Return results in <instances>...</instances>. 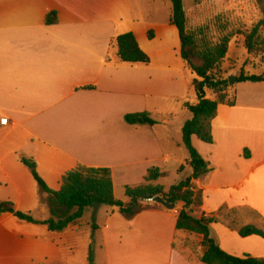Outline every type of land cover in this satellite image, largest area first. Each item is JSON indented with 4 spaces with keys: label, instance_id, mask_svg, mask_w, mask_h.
<instances>
[{
    "label": "crops",
    "instance_id": "0c3cea01",
    "mask_svg": "<svg viewBox=\"0 0 264 264\" xmlns=\"http://www.w3.org/2000/svg\"><path fill=\"white\" fill-rule=\"evenodd\" d=\"M51 13L58 22L48 26ZM171 13L172 7L160 18L156 0H0V118L9 122L0 125L1 201L38 222L52 218L50 195L21 157L36 162L54 192L78 165L109 168L116 198L124 203L129 199L117 195V183L123 182V192L145 184L151 168L177 172L183 180L192 176L182 129L192 118L185 105L199 102L192 86L197 77L182 59ZM127 33L135 35L149 65L113 56L114 40ZM229 94L235 106H219L213 143L192 139L211 168L195 181L204 193L196 217L218 218L211 232L227 254L263 259L264 239H243L238 229L264 230V82L235 83ZM141 113L158 125L126 123L127 115ZM179 113L191 117L172 121ZM182 209L154 203L127 220L117 208H89L78 225L61 233L5 214L0 264H75L79 258L89 264L90 250L94 264H204L203 238L176 228ZM87 217L91 221L84 222Z\"/></svg>",
    "mask_w": 264,
    "mask_h": 264
},
{
    "label": "trees",
    "instance_id": "16d2710c",
    "mask_svg": "<svg viewBox=\"0 0 264 264\" xmlns=\"http://www.w3.org/2000/svg\"><path fill=\"white\" fill-rule=\"evenodd\" d=\"M170 1L172 5L170 23L179 33L182 59L197 77L192 86L199 102L196 105H185L192 114V118L182 129L183 143L190 154L188 165L193 171L192 176L172 186L169 191H165L162 185H156V183L167 178L168 173L162 172L159 168H151L145 178V184L125 188V195L129 202L124 203L116 198L113 175L109 168L78 165L63 176L61 189L54 192L40 177L36 162L21 157L20 161L31 171L40 189L50 195L52 218L45 222H38L30 214L18 211L14 203L1 200L0 217L12 214L19 220L46 225L51 232L61 233L70 226L78 225L89 208L101 206L117 208L125 219L132 220L144 212L146 201L162 197L175 207L183 204L176 228L203 238V244L208 247L202 258L204 264H264V258L258 259L251 255L241 258L224 252L211 232L212 225L219 222L218 218L196 217L204 205V193L197 188L195 181L208 175L211 168L193 146L192 139L197 137L204 143L212 144V121L217 116L219 106H235V99L229 94V80L221 76L222 65L228 56L233 36L225 35L214 40L210 36L209 26L190 30L183 0ZM57 22L56 13H51L46 18L48 26L55 25ZM262 28H264V19L245 36V49L249 55H264V37L260 34ZM149 38H154L152 32L149 33ZM112 47L115 50L114 53L112 52L113 56L120 62L144 65L151 63L150 57L141 49L133 33L119 36L114 40ZM236 81V83H260L264 82V75L250 76L242 71ZM207 91L214 95V99L207 98ZM125 121L131 126L158 125V122L148 113L127 115ZM245 156H248L247 152ZM184 170L185 166H182L179 173ZM238 234L243 239L253 236L264 239V230L254 226L242 227L238 229ZM88 261L89 264H94L92 250H90Z\"/></svg>",
    "mask_w": 264,
    "mask_h": 264
},
{
    "label": "rangeland",
    "instance_id": "374dc122",
    "mask_svg": "<svg viewBox=\"0 0 264 264\" xmlns=\"http://www.w3.org/2000/svg\"><path fill=\"white\" fill-rule=\"evenodd\" d=\"M183 2L187 14L188 28L190 30L209 26L210 36L214 40L225 35L233 36L232 41L235 40V43L230 50L227 67L224 68L222 65L221 69V76L223 78H226L227 75H231L232 77L239 76L242 71L255 76L264 74V55H249L245 49V36L264 19V0H183ZM171 7L170 0H156V9L161 10L160 18H165L167 16V10ZM260 34L264 37V28L261 29ZM226 79L229 80V78ZM182 91L184 92V87H182ZM191 91L194 92V90H190L191 94ZM175 114H177L176 111ZM188 116L191 117L189 113H179L172 121L180 123L185 119H189ZM167 148L164 145V149ZM182 180L177 172L173 171L167 178L162 179L161 183L169 189ZM122 185L123 182L117 183L116 191L118 196H121L122 193L125 194ZM133 185L141 186L143 184ZM144 205L154 206V203L146 201ZM89 219L91 221V218L87 217L84 222H89ZM81 263L82 259L79 258L75 264Z\"/></svg>",
    "mask_w": 264,
    "mask_h": 264
},
{
    "label": "water",
    "instance_id": "95a60500",
    "mask_svg": "<svg viewBox=\"0 0 264 264\" xmlns=\"http://www.w3.org/2000/svg\"><path fill=\"white\" fill-rule=\"evenodd\" d=\"M236 83V78L235 77H230L229 78V84L230 86H233ZM141 123V121H140ZM153 203L160 205L168 210H175V206L166 202L162 197H156L152 200Z\"/></svg>",
    "mask_w": 264,
    "mask_h": 264
},
{
    "label": "built area",
    "instance_id": "2783aa9c",
    "mask_svg": "<svg viewBox=\"0 0 264 264\" xmlns=\"http://www.w3.org/2000/svg\"><path fill=\"white\" fill-rule=\"evenodd\" d=\"M8 119H3V118H0V125L1 126H8ZM148 201H151L152 202V200H148Z\"/></svg>",
    "mask_w": 264,
    "mask_h": 264
}]
</instances>
